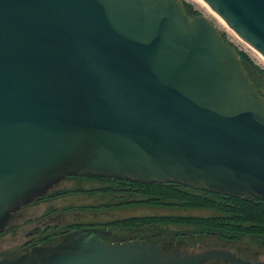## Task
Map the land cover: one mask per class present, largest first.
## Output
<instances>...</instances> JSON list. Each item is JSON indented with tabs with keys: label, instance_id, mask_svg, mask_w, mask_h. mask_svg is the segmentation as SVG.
Listing matches in <instances>:
<instances>
[{
	"label": "water",
	"instance_id": "water-1",
	"mask_svg": "<svg viewBox=\"0 0 264 264\" xmlns=\"http://www.w3.org/2000/svg\"><path fill=\"white\" fill-rule=\"evenodd\" d=\"M264 58V0H203ZM73 176L264 201V97L182 0H0V234ZM100 229L0 264H200Z\"/></svg>",
	"mask_w": 264,
	"mask_h": 264
},
{
	"label": "rangeland",
	"instance_id": "rangeland-1",
	"mask_svg": "<svg viewBox=\"0 0 264 264\" xmlns=\"http://www.w3.org/2000/svg\"><path fill=\"white\" fill-rule=\"evenodd\" d=\"M182 1L183 3H186L193 12L210 19L220 30L223 37L225 36L226 40L233 47H235L238 52L245 53L251 58L253 65H251L249 71L251 72L259 91L264 95V58L239 37H237L227 24L222 22L223 20L218 15L213 14L199 0ZM102 187V184L98 181H80L79 179H67L56 185L45 197H43V199L34 201L27 208L22 210L16 216L14 221L10 223L7 230L0 234V256L21 250L24 244L27 243V236L39 226L46 228L50 225L47 228L51 229V231L47 233V236H51V242H53L54 245L58 244L64 235L62 231L65 230L62 226L64 219L61 214L77 209L81 211L83 210V207L89 205H93V217L99 222L102 220L124 221L129 218L146 216L206 217L210 214L205 210H184L177 208L167 209L164 207H150L145 204H133L109 209L101 208L99 206L104 203H109L107 199H103L102 195H100L101 193L97 190ZM63 192H67V194L58 195ZM140 198L141 197H139V199ZM72 206L78 208L70 209ZM101 212H105L106 215H95ZM75 218H78V215L73 214L71 219L75 220ZM95 220L93 219V222ZM108 225L109 228L128 240H149L156 235L168 237H196L191 234L192 229L187 226L163 224L160 227H139L138 229H134L135 227H133L130 229L129 227H123L121 225ZM243 242H256L259 245L261 244V242L251 237H244Z\"/></svg>",
	"mask_w": 264,
	"mask_h": 264
},
{
	"label": "trees",
	"instance_id": "trees-1",
	"mask_svg": "<svg viewBox=\"0 0 264 264\" xmlns=\"http://www.w3.org/2000/svg\"><path fill=\"white\" fill-rule=\"evenodd\" d=\"M184 5L191 16L198 15L186 3ZM238 53L250 78L254 81L249 71L253 61L247 54ZM260 94L264 97L261 92ZM74 178L80 181L95 180L102 184L103 187L97 190L103 199H107L109 203L99 206L101 208L109 209L145 204L150 207L205 210L210 213L206 217L146 216L129 218L124 221H113L110 223L111 226L121 225L130 229L133 227L138 229L139 227H160L163 224H171L190 227L192 229L191 234L199 238L218 237L231 241L251 237L264 243V201L262 200L255 198L236 199L205 191H195L176 184H142L127 180L81 176ZM63 194H67V192L58 195ZM139 197L141 198L139 199Z\"/></svg>",
	"mask_w": 264,
	"mask_h": 264
},
{
	"label": "flooded vegetation",
	"instance_id": "flooded-vegetation-1",
	"mask_svg": "<svg viewBox=\"0 0 264 264\" xmlns=\"http://www.w3.org/2000/svg\"><path fill=\"white\" fill-rule=\"evenodd\" d=\"M74 177H69L67 179H75ZM43 197L40 199H43ZM40 199H37V201ZM25 208H23L22 210H24ZM75 208L78 207H73V206L70 207V209H75ZM77 210H72L61 214L62 218L64 219L62 226L65 228V230L62 231L64 233L62 239L67 234L73 231L100 229L103 231L112 232L114 234V237H112L111 239L113 243H122L125 241H131L121 237L117 232L113 231L111 228L108 227L109 226L108 224L113 222V220L112 221L102 220L100 222L96 221L95 218L93 217V205L85 206L83 207V210L81 211L78 210L79 212ZM21 211L12 215L9 225L11 222L14 221L16 216ZM73 214L78 215V218L72 220L71 216ZM95 215L105 216L106 213L101 212ZM93 219L95 220L94 222ZM47 227L46 228L45 227L42 228V226L36 227L35 230L30 232V234L27 236L28 238L27 243L24 244L21 250H18L16 252H25L31 250L36 246L54 245V243L51 242V236H47V233L51 231V229ZM143 241H147L151 244H155L163 254L176 253L185 257V256H192V255L203 254L206 252L216 251V252H221L227 256V257L210 258L208 260L203 261L200 264H264V243H261L260 245L256 242L247 243V242H243V238L242 239L238 238L236 240L228 241V240L220 239L218 237L199 238V237H189V236L168 237L163 235L160 236L156 235L150 238L149 240L145 239Z\"/></svg>",
	"mask_w": 264,
	"mask_h": 264
},
{
	"label": "bare ground",
	"instance_id": "bare-ground-1",
	"mask_svg": "<svg viewBox=\"0 0 264 264\" xmlns=\"http://www.w3.org/2000/svg\"><path fill=\"white\" fill-rule=\"evenodd\" d=\"M204 6H206L213 14H215L212 9L203 1V0H199ZM216 15V14H215ZM218 17V16H217ZM222 21V20H221ZM224 22V21H222ZM225 24V23H224ZM238 37V36H237Z\"/></svg>",
	"mask_w": 264,
	"mask_h": 264
}]
</instances>
